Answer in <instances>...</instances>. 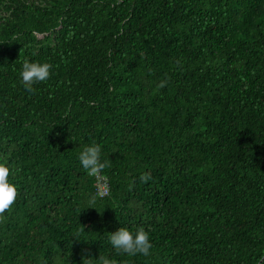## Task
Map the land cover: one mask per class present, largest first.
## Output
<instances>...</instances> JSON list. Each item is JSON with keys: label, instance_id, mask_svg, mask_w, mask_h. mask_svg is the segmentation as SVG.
Returning a JSON list of instances; mask_svg holds the SVG:
<instances>
[{"label": "trees", "instance_id": "1", "mask_svg": "<svg viewBox=\"0 0 264 264\" xmlns=\"http://www.w3.org/2000/svg\"><path fill=\"white\" fill-rule=\"evenodd\" d=\"M25 60L52 65L35 93ZM0 163V264H264V0H0ZM120 227L151 255H118Z\"/></svg>", "mask_w": 264, "mask_h": 264}, {"label": "clouds", "instance_id": "2", "mask_svg": "<svg viewBox=\"0 0 264 264\" xmlns=\"http://www.w3.org/2000/svg\"><path fill=\"white\" fill-rule=\"evenodd\" d=\"M51 69L52 65L49 63L29 62L25 60L19 73L20 83L27 92L35 93L36 89L34 86L46 83L52 75ZM166 83V81H163L158 87L163 88L166 86ZM78 159L86 174L93 177H99L100 173L106 168L111 167L110 160L101 159V146L96 143L85 146L79 153ZM15 172V169L10 168L4 163H0V224L6 221V213L12 211L20 196L17 185L12 182ZM139 180L141 183H148L152 180L151 173H142ZM134 186L135 181L133 180L129 185L130 190ZM107 194L106 185L97 193L101 198ZM89 202L90 204H94L96 202V195L92 196ZM81 229L85 230L83 226H81ZM108 242L118 255H143L147 257L151 255L153 247L149 231H146L144 227H139L135 234L125 227H120L114 233L108 234ZM81 258L82 264H118L115 259H109L103 255H99L98 259H94L91 257L88 249L82 250Z\"/></svg>", "mask_w": 264, "mask_h": 264}, {"label": "built area", "instance_id": "3", "mask_svg": "<svg viewBox=\"0 0 264 264\" xmlns=\"http://www.w3.org/2000/svg\"><path fill=\"white\" fill-rule=\"evenodd\" d=\"M41 37H42L41 35H36L37 39H40ZM93 178L95 180L96 196L98 198H101L99 195H97V193H98V191L103 189V186H105V185L107 186L106 180L101 175H99V177H93ZM107 192H108V187H107ZM105 196H103V197H105Z\"/></svg>", "mask_w": 264, "mask_h": 264}]
</instances>
